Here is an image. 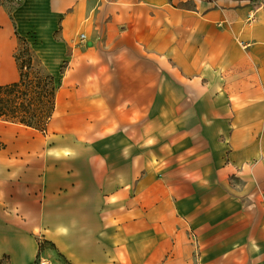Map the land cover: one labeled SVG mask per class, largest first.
<instances>
[{
  "label": "crops",
  "instance_id": "crops-1",
  "mask_svg": "<svg viewBox=\"0 0 264 264\" xmlns=\"http://www.w3.org/2000/svg\"><path fill=\"white\" fill-rule=\"evenodd\" d=\"M12 17L59 88L44 130L0 119V264H36L40 240L74 264H264V0Z\"/></svg>",
  "mask_w": 264,
  "mask_h": 264
},
{
  "label": "trees",
  "instance_id": "trees-1",
  "mask_svg": "<svg viewBox=\"0 0 264 264\" xmlns=\"http://www.w3.org/2000/svg\"><path fill=\"white\" fill-rule=\"evenodd\" d=\"M20 5L21 0H17L10 9L4 7L17 39L13 59L18 77L14 81L0 83V119L44 130L54 110L59 78L48 71L29 39L17 30L12 12ZM43 242L47 241H39V251ZM50 244L55 249L54 244ZM56 252L64 264H74Z\"/></svg>",
  "mask_w": 264,
  "mask_h": 264
},
{
  "label": "rangeland",
  "instance_id": "rangeland-1",
  "mask_svg": "<svg viewBox=\"0 0 264 264\" xmlns=\"http://www.w3.org/2000/svg\"><path fill=\"white\" fill-rule=\"evenodd\" d=\"M16 2L17 0H0V3L2 4L0 6L3 8L5 7V9H10ZM14 75H16L15 68L12 65V61L9 59L6 36L1 32L0 23V83L12 79ZM47 260H50L51 264H64L62 258L57 254L51 244L43 242L36 264H48Z\"/></svg>",
  "mask_w": 264,
  "mask_h": 264
}]
</instances>
